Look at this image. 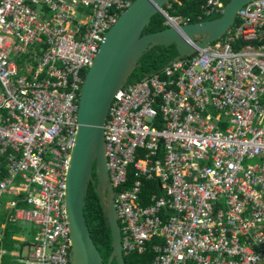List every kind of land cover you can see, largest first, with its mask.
<instances>
[{
    "label": "built area",
    "instance_id": "obj_1",
    "mask_svg": "<svg viewBox=\"0 0 264 264\" xmlns=\"http://www.w3.org/2000/svg\"><path fill=\"white\" fill-rule=\"evenodd\" d=\"M134 1L0 0V208L38 229L10 264H70L80 92ZM224 6L206 0L198 18ZM163 15L169 27L193 23ZM105 142L125 259L150 246L151 264L262 263L264 0L242 7L222 39L125 84Z\"/></svg>",
    "mask_w": 264,
    "mask_h": 264
},
{
    "label": "water",
    "instance_id": "obj_2",
    "mask_svg": "<svg viewBox=\"0 0 264 264\" xmlns=\"http://www.w3.org/2000/svg\"><path fill=\"white\" fill-rule=\"evenodd\" d=\"M171 0H135L107 31L85 75L80 92L78 131L67 173L66 208L71 230L70 264H105L85 215L86 195L95 172L96 191L112 234L113 251L107 264H126L115 192L107 168L105 124L117 92L129 82L142 56L150 49L175 45L177 56L190 57L222 39L236 23L238 12L254 0H230L220 16L144 33L153 17L163 14Z\"/></svg>",
    "mask_w": 264,
    "mask_h": 264
},
{
    "label": "trees",
    "instance_id": "obj_3",
    "mask_svg": "<svg viewBox=\"0 0 264 264\" xmlns=\"http://www.w3.org/2000/svg\"><path fill=\"white\" fill-rule=\"evenodd\" d=\"M227 4L230 0H223ZM206 0H180V2H175L171 0L169 3L171 7L166 5L164 10L167 11L170 16H186L192 19V22L201 21L198 16L200 12V7ZM220 15H214L204 20H212ZM169 28L166 25V18L163 14H157L153 17L151 24L145 29L144 33H154L162 31ZM177 50L175 45L164 47L159 46L148 50L140 59L136 70L129 79V83L141 81L151 74L160 72L165 66H167L176 56ZM97 177L94 172L93 179L90 182L86 195L85 204V215L87 218V223L89 225L92 238L99 249L102 257L104 258V263L107 264L109 257L113 251L112 247V234L111 229L107 222V217L105 216L100 200L96 191ZM150 186V184H149ZM152 190V187H149ZM21 206H24L21 204ZM7 217H2L0 224L5 223ZM15 228L12 224H8L5 227V233L0 241V249L11 250L14 247V241L12 240L11 229ZM155 255L152 252V247L149 246L148 251L143 255L134 254L126 257V264H151ZM5 262V263H4ZM11 262L10 256H5L3 259V264ZM112 264H117L115 261Z\"/></svg>",
    "mask_w": 264,
    "mask_h": 264
},
{
    "label": "crops",
    "instance_id": "obj_4",
    "mask_svg": "<svg viewBox=\"0 0 264 264\" xmlns=\"http://www.w3.org/2000/svg\"><path fill=\"white\" fill-rule=\"evenodd\" d=\"M0 211L5 212V217H7V221L5 223L0 224V241L3 238L5 233V227L8 224H12L15 228L11 229L12 240L15 242L13 245V249L4 250L0 249V264H3V259L5 256H10L11 262L6 263L10 264L13 262H17L19 259L26 258L33 244L34 237L38 231L37 227L30 221H9V215L13 213V211L0 208ZM260 264H264V261Z\"/></svg>",
    "mask_w": 264,
    "mask_h": 264
},
{
    "label": "rangeland",
    "instance_id": "obj_5",
    "mask_svg": "<svg viewBox=\"0 0 264 264\" xmlns=\"http://www.w3.org/2000/svg\"><path fill=\"white\" fill-rule=\"evenodd\" d=\"M0 92H1V89H0ZM5 200H7V199H5ZM4 215H5V212L4 211H0V220L2 219V217H4Z\"/></svg>",
    "mask_w": 264,
    "mask_h": 264
},
{
    "label": "bare ground",
    "instance_id": "obj_6",
    "mask_svg": "<svg viewBox=\"0 0 264 264\" xmlns=\"http://www.w3.org/2000/svg\"><path fill=\"white\" fill-rule=\"evenodd\" d=\"M5 263V262H4Z\"/></svg>",
    "mask_w": 264,
    "mask_h": 264
}]
</instances>
